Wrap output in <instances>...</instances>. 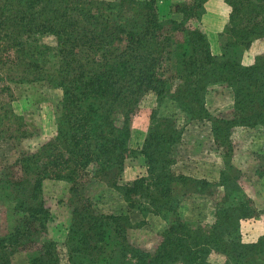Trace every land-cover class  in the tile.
Returning a JSON list of instances; mask_svg holds the SVG:
<instances>
[{
    "label": "trees",
    "instance_id": "trees-1",
    "mask_svg": "<svg viewBox=\"0 0 264 264\" xmlns=\"http://www.w3.org/2000/svg\"><path fill=\"white\" fill-rule=\"evenodd\" d=\"M210 1L229 9L219 55L202 24ZM256 41L264 42V0H0V142L31 137L13 105L17 87L62 92L55 136L0 172V205L14 221L0 237V264L19 253L29 264H264V237L247 244L240 234L241 222L258 214L254 186L264 166L251 181L232 163L238 144L246 146L239 133L264 131V55L250 67L240 62ZM218 87L233 91L229 119L206 107ZM147 102V136L134 151L132 118ZM195 122L211 123L222 150L216 180L178 167L187 161L184 127ZM128 159L142 160L132 181H124ZM46 184L60 186L58 203L70 211L65 257L48 237ZM217 191L208 222L183 218L187 199ZM109 192L126 212L101 210ZM136 212L166 222L154 248L131 242L143 225L133 223Z\"/></svg>",
    "mask_w": 264,
    "mask_h": 264
},
{
    "label": "rangeland",
    "instance_id": "rangeland-1",
    "mask_svg": "<svg viewBox=\"0 0 264 264\" xmlns=\"http://www.w3.org/2000/svg\"><path fill=\"white\" fill-rule=\"evenodd\" d=\"M161 2L162 1H160V3ZM206 6L207 4L205 5V10L207 12ZM161 10L166 12V14L168 13L167 7L161 6ZM223 14H225V12H223ZM226 16H229V14ZM226 16H216L215 18L209 19V22L212 24L213 21H217L219 18L220 23L227 22L226 28L229 24V18L227 19ZM206 21L208 22V20ZM205 24L206 23H204V25ZM211 26L214 28L213 25ZM204 28L209 30L206 32L212 53L214 55H219L221 52L219 35L225 28L223 30L222 26H218V29H222V32L218 35L215 34V31L207 29V24ZM261 55H264V44L260 43V41H256L249 49L241 52L240 62L242 65L250 67L254 64L256 57ZM15 92L17 93V98L13 102L15 111L26 118L31 137L14 142H0V172L7 164L15 163L22 154L37 151L56 134L55 110L61 99L62 92L60 90L41 88L39 86L33 90L19 86L15 89ZM20 93L22 94L21 96H19ZM145 104L147 107H142L132 118L130 146L134 151L142 147L150 124L152 111L149 106L151 103L147 102ZM234 105L233 91L228 88H213L209 90L206 96V107L209 112L217 118L229 119L233 113ZM211 132V123L209 122H195L184 127L183 144L185 148L184 150L182 149V151L187 161L183 162V167H181L180 171L208 180L218 179L219 175L217 171L212 172L206 168L199 170V168L205 167V164L224 165L222 150L214 145L215 143L211 136ZM238 133L237 131L234 132V134ZM246 134L248 133L242 132L238 135L245 137L246 146L239 147L240 144H238L235 148L236 157L233 159L232 163L238 170H242L244 175H249L247 180L252 179L251 181H254L260 179L253 175L255 170L262 165L264 166V131L256 132L253 135ZM247 149L252 151L255 157L251 158L252 161L249 159V161L246 162V159L241 157L244 156L243 153H248ZM240 160L247 164H242ZM141 163V159L137 161L132 159L127 160L125 164L124 181H127V179L130 180L132 177L136 178L143 172V170L138 167ZM254 187L256 192L254 199L259 215L257 214V216L253 218L244 220L240 225L242 240L247 244L256 243L261 237H264V178L258 180ZM45 188L50 198L51 209V216L47 225L48 237L57 242L61 255L65 257L64 242L69 229L70 211L64 210V206L58 203L63 195L60 186L56 185L55 187L52 184H46ZM94 190L95 189H91L89 194ZM221 191H217L207 198L200 196L198 199L197 197L187 199L182 206L183 218L193 222H208L210 217V206H212L215 201H221L223 196ZM100 207L105 213L119 214L121 212H126V204L115 192H109L105 198H103ZM132 219L134 224L143 222V225L141 229L130 231L129 237L131 242L147 250L154 248L158 235L167 229L166 222L160 217L153 215H149L146 220H143V216L138 212L132 214ZM12 225H14V221L11 220L9 210L0 205V237L6 235L10 231ZM211 260L215 262L217 258L212 257ZM12 261L13 264H29L25 253L15 255Z\"/></svg>",
    "mask_w": 264,
    "mask_h": 264
},
{
    "label": "crops",
    "instance_id": "crops-1",
    "mask_svg": "<svg viewBox=\"0 0 264 264\" xmlns=\"http://www.w3.org/2000/svg\"><path fill=\"white\" fill-rule=\"evenodd\" d=\"M206 9H207V12L205 14V17H203V21H202L203 22V26H205L207 24V29H210V31H215V34L216 35L220 34L222 32V29H218V26H222L223 27V30H224L227 22L225 21L224 23H220L219 22V18H218L217 21H213L212 24H211L209 22V19L215 18L216 16H219V17H222V15H225L226 16V15L229 14V9L227 7H225L223 4H221L220 1H210L209 3H207ZM223 12H225V14H223ZM226 18L228 19L229 16H226ZM206 20H208V22ZM204 23H206V24L204 25ZM211 25H213L214 28H212ZM206 31H209V30H206ZM260 43L264 44L263 41H260ZM215 166H217V168H215ZM178 167L179 168L183 167V162L179 163L178 164ZM220 167H221V164L220 165L219 164H213V165L205 164V167H201V168H199V170L206 168L208 170H211L212 172L213 171H217V173H218V169ZM193 176H195V175H193ZM198 178L206 179V178H202V177H198ZM134 179L135 178L132 177V179H130V180L127 179V181H132Z\"/></svg>",
    "mask_w": 264,
    "mask_h": 264
}]
</instances>
